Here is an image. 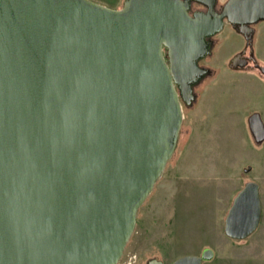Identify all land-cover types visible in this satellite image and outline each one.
<instances>
[{
    "label": "water",
    "instance_id": "water-1",
    "mask_svg": "<svg viewBox=\"0 0 264 264\" xmlns=\"http://www.w3.org/2000/svg\"><path fill=\"white\" fill-rule=\"evenodd\" d=\"M192 1L207 13L189 19L180 0H0V264H118L176 149L179 96L191 105L209 72L198 66L206 38L226 20L247 40L264 20V0H228L219 13L216 0ZM248 126L261 143L260 116ZM260 217L248 181L223 232L243 240ZM212 257L205 248L171 264Z\"/></svg>",
    "mask_w": 264,
    "mask_h": 264
},
{
    "label": "rangeland",
    "instance_id": "rangeland-1",
    "mask_svg": "<svg viewBox=\"0 0 264 264\" xmlns=\"http://www.w3.org/2000/svg\"><path fill=\"white\" fill-rule=\"evenodd\" d=\"M215 43L202 62L212 74L182 111L176 149L139 208L118 264H171L205 248L213 257L202 264H264V140L256 143L248 126L253 114L264 126V76L227 66L243 44L233 30L225 27ZM253 47L264 64V21L257 24ZM248 181L259 185V225L247 238L233 240L223 232L224 219Z\"/></svg>",
    "mask_w": 264,
    "mask_h": 264
},
{
    "label": "flooded vegetation",
    "instance_id": "flooded-vegetation-1",
    "mask_svg": "<svg viewBox=\"0 0 264 264\" xmlns=\"http://www.w3.org/2000/svg\"><path fill=\"white\" fill-rule=\"evenodd\" d=\"M94 3H97L99 5H103L107 8L110 9H120L123 1L124 0H117V3L115 5H110L109 3H107L105 0H90ZM182 2V4L184 5V7H186V14L188 16L189 19H195V15L196 14H205L207 13V6L205 4L199 3V2H195L192 0H180ZM189 1V2H186ZM203 2H206V0H201ZM228 0H225L224 2H220L219 0H216L215 5H214V12L219 13L223 7V5L227 2ZM207 3V2H206ZM264 21V20H263ZM256 22L253 23L252 25H250L249 27L251 28L252 32L247 36V40L245 38V36L243 34L238 33L229 23L226 22V20H224V24H223V28L219 33H216L208 38H206V41L209 42L210 46H211V51L215 46V39L218 35H220V33L223 31V29L225 27L230 28L231 30H233L237 35H239L242 38L243 44L240 48V50H238L236 53H234L231 57V59L233 57L238 58L237 61L239 64L235 67L232 66V64L228 63V67L232 70L235 71H256L259 74L258 75H262L264 76V74H262V69H264V64L260 61V58L255 56V52H254V37L255 34L257 32V24L260 23ZM162 52L164 55H166L167 53V49L163 48ZM206 57L202 60H200L198 62V66L200 68H206L202 65L203 60H205ZM230 59V60H231ZM207 70H209L208 74H206L203 78H201L192 88V93L195 96V99L197 98V95L195 93V89H197V87H199L203 82L204 79L207 78L208 76H210L212 74V72L210 71V69L206 68ZM199 85V86H198ZM178 92V90H177ZM195 99L192 101L191 105L194 103ZM179 100H180V104L182 107V111L185 107H190L191 105H187L184 100L179 96Z\"/></svg>",
    "mask_w": 264,
    "mask_h": 264
}]
</instances>
